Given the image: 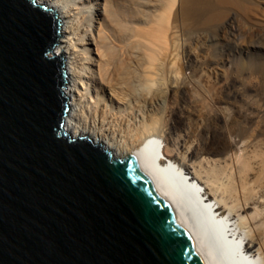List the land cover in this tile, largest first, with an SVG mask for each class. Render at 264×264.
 Returning <instances> with one entry per match:
<instances>
[{
  "label": "bare ground",
  "instance_id": "bare-ground-1",
  "mask_svg": "<svg viewBox=\"0 0 264 264\" xmlns=\"http://www.w3.org/2000/svg\"><path fill=\"white\" fill-rule=\"evenodd\" d=\"M36 2L61 20L54 53L61 52L67 73L65 131L102 143L114 157H131L202 264L235 258L264 264V93L242 84L217 109L196 114L195 128L183 96L166 123L150 116L183 89L180 53L182 68L200 66L192 45L223 52L224 42L242 41L264 48V25L254 21L264 17V0H128L124 9L103 0L101 11L97 0ZM219 54L210 64L224 63ZM260 64L252 60L248 73L264 86ZM223 111L224 129L218 125Z\"/></svg>",
  "mask_w": 264,
  "mask_h": 264
},
{
  "label": "water",
  "instance_id": "water-1",
  "mask_svg": "<svg viewBox=\"0 0 264 264\" xmlns=\"http://www.w3.org/2000/svg\"><path fill=\"white\" fill-rule=\"evenodd\" d=\"M60 22L0 0V264H202L131 157L65 131Z\"/></svg>",
  "mask_w": 264,
  "mask_h": 264
},
{
  "label": "rangeland",
  "instance_id": "rangeland-1",
  "mask_svg": "<svg viewBox=\"0 0 264 264\" xmlns=\"http://www.w3.org/2000/svg\"><path fill=\"white\" fill-rule=\"evenodd\" d=\"M102 1L103 0H97L99 4L98 9L100 11L102 8L101 7ZM112 1L119 4V7L121 6L120 9L122 8L124 9L123 6L126 5L128 0H112ZM134 10H135V7H133V11ZM98 18L102 19V16H99ZM261 18L262 19H260V17L254 18V21H256V23L258 24V27L260 28L261 26L264 25V17H261ZM220 40L222 41V39ZM224 43H225V46L222 47L223 52L222 51L220 52L221 48L217 47L216 49V47L214 46L211 47V45H207L206 46L207 49L205 50H203L201 47H198V46H196L195 48V46L192 45L191 47L193 50L192 51L193 58L198 59L199 61L198 65L200 66H197V65H195V67H185L184 66L182 68L181 64L183 62V56H182V53H180L177 59V62H178L177 64L180 66L179 70H181L179 76H180V80H183L182 81L183 83L181 82L182 83L181 86L183 89H180L178 87V92H176L175 95H172V97L166 98L165 101L162 100L161 101L162 103H159V106L157 109L153 108V111L150 112V116L153 118L155 117V119L160 118V121H162L163 123H166L169 118L168 114L170 110L179 106L180 97L183 96L185 97L184 106L187 108L191 116L190 127L195 128L197 126L196 114L199 115L201 112H203L204 108L206 109V107L208 106L209 108L217 109V107L219 106V102H220L219 100L226 99L227 93L233 94L234 92H238V93L241 92L243 90L242 84H245V86L250 87V88H255V92L252 91V93L256 94L258 91V95H262L264 93V86H262L256 74H253V71L251 73H248V70H250L251 68L250 63L254 59L261 61L260 67L263 68L264 48L258 47L255 44H250L248 42H242V41L236 42L235 44H232V42H229V41L227 43L226 42ZM91 47L94 50V47L92 44H91ZM219 53L221 54V58L219 56V59H222V62L224 63L222 65L221 63L220 64L219 63L210 64L209 60L214 58L213 54L216 55ZM226 58L228 59L227 62L225 61ZM114 78H115L114 80L118 82L119 85H121L122 77L116 76ZM233 81H235V83H233ZM226 84L231 86V88L227 89L224 86ZM237 89H239V91H237ZM180 90H183L184 94H181L182 92L180 93L179 92ZM105 91L106 93H104V95L106 96V94L108 95L109 91L106 88H105ZM228 105L229 104H227V106ZM224 114L225 113L223 111V116L221 117V120L218 122V125L221 126V128L223 129L225 128V123H224L223 118L224 116L227 117L226 114L225 115ZM201 186H202V189L204 190L203 188L204 186L203 185ZM239 239H241L242 241L243 236Z\"/></svg>",
  "mask_w": 264,
  "mask_h": 264
}]
</instances>
